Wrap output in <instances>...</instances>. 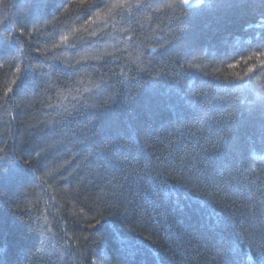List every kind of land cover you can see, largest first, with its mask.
I'll return each mask as SVG.
<instances>
[{
  "label": "trees",
  "instance_id": "16d2710c",
  "mask_svg": "<svg viewBox=\"0 0 264 264\" xmlns=\"http://www.w3.org/2000/svg\"><path fill=\"white\" fill-rule=\"evenodd\" d=\"M262 62L264 0H0V264H264Z\"/></svg>",
  "mask_w": 264,
  "mask_h": 264
},
{
  "label": "snow or ice",
  "instance_id": "6c2138e0",
  "mask_svg": "<svg viewBox=\"0 0 264 264\" xmlns=\"http://www.w3.org/2000/svg\"><path fill=\"white\" fill-rule=\"evenodd\" d=\"M181 2H182L183 4H185V5H188V4H191V3H192V0H181ZM65 39H66V38H65ZM249 59H251V58H249ZM261 66L264 67V62H262V65H261ZM250 71H251V69H250ZM13 83H17V81H13ZM8 91H9V92H12L13 89L9 88Z\"/></svg>",
  "mask_w": 264,
  "mask_h": 264
},
{
  "label": "rangeland",
  "instance_id": "374dc122",
  "mask_svg": "<svg viewBox=\"0 0 264 264\" xmlns=\"http://www.w3.org/2000/svg\"><path fill=\"white\" fill-rule=\"evenodd\" d=\"M200 2V0H192L191 4H188L187 6H194L197 5Z\"/></svg>",
  "mask_w": 264,
  "mask_h": 264
}]
</instances>
